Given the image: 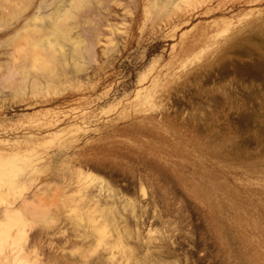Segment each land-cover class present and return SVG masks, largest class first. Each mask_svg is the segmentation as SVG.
Instances as JSON below:
<instances>
[{"label":"rangeland","instance_id":"rangeland-1","mask_svg":"<svg viewBox=\"0 0 264 264\" xmlns=\"http://www.w3.org/2000/svg\"><path fill=\"white\" fill-rule=\"evenodd\" d=\"M81 2L0 0V264H264V0Z\"/></svg>","mask_w":264,"mask_h":264},{"label":"bare ground","instance_id":"bare-ground-1","mask_svg":"<svg viewBox=\"0 0 264 264\" xmlns=\"http://www.w3.org/2000/svg\"><path fill=\"white\" fill-rule=\"evenodd\" d=\"M73 1H75L74 6H75V4H76V6H79L80 3H83V2H81V1H84V0H73ZM78 3H79V4H78ZM76 6H75V7H76ZM64 13H65V12H64ZM62 15L65 16L66 13H65V14H62ZM106 15H107V14H106ZM106 15H105V16H106ZM56 17H58V16H56ZM56 17L54 18V20H52L53 18L51 19V24H53L54 26H53V25H50V29L54 27L53 29H51V31L53 30L54 33H55V29H58V28L56 27L57 25L55 26V24L57 23L56 20L58 19V18L56 19ZM107 17H108V18H107ZM107 17H105L106 19H104V18H102V19H104V21H105V20L107 21V19H110L109 16H107ZM98 21H99V20H98ZM102 21H103V20H102ZM104 21H103V24H106V23H104ZM106 21H105V22H106ZM53 22H55V24H54ZM100 23H101V21H100ZM100 23L97 22L98 25H100ZM115 25H116V24H115ZM115 25H114V26H115ZM51 26H53V27H51ZM96 26H97V25H96ZM100 26H101V25H100ZM102 26H104V25H102ZM102 26H101V27H102ZM94 27H95V26H94ZM102 28H109V23H108V26H107V27L104 26V27H102ZM102 28H101V29H102ZM112 28H113V27H112ZM91 29H93V27H92ZM99 29H100V28H99ZM109 29L111 30V28H109ZM102 30H103V29H102ZM102 30H100L101 33L103 32ZM112 30H113V29H112ZM89 31H93V32H95L96 30L94 31V30H90V29H89ZM100 31H99V32H100ZM112 32H113V31H112ZM52 33H53V32H52ZM52 33H51V34H52ZM54 33H53V35H54ZM56 33H57V32H56ZM96 33H98V31H96ZM96 33H95V36H94L92 33H91V35H93V36L95 37V39L98 40V37L96 36V35H97ZM64 34H65V33H63V36H64ZM103 34H104V32H103ZM47 35H48V34H47ZM55 35H56V34H55ZM55 35H54V37H55V39H56V36H55ZM86 35L89 36V37L91 36V35H89L88 33H87ZM17 36H18V35H17ZM49 36H50V35H49ZM99 36H101V35H99ZM46 37H48V36H46ZM96 37H97V38H96ZM18 38H19V40H20V37H18ZM86 38H87V39H86ZM86 38H85V40H86L87 46L90 47V43H91L92 47H91V49H90L89 51H86V50H88V48H87V46H86L87 49H85V50H83V51L91 52V51L93 50L92 48H95L94 45H96V44L93 45V44H92V39H88V37H86ZM52 39H53V38L50 39V38L48 37V40H49V41H51ZM93 39H94V38H93ZM13 40H14V39H13ZM46 40H47V39L45 38V39H44V42H46ZM48 40H47V42H49ZM88 40H90L91 42L88 41ZM15 41H16V39H15ZM13 43H15V42H12V45H13ZM49 43H51V42H49ZM49 43H48V45H49ZM88 43H89V44H88ZM45 44H46V43H45ZM48 45H46V46H48ZM19 46H20V45H19ZM13 47H14V45H13ZM49 47H52V44H51V46L49 45ZM49 49H51V48H49ZM21 50H22V49H19L18 46H15V48L13 49V52H12V53H15V55H16V54H18V52L21 51ZM79 50H80V49H79ZM74 51H75V50H74ZM75 52H76V51H75ZM92 52H93V51H92ZM12 53H11L10 55H12ZM76 53H78V50H77ZM84 53H85V52H84ZM19 55H20V54H19ZM20 57H21V56H20ZM33 57H34V56H33ZM51 57H52V56L49 57L50 60H51ZM52 58H53V57H52ZM49 59H48V60H49ZM23 60H25V59H23ZM36 60H37V59H36ZM52 60H53V59H52ZM24 62H25V61H24Z\"/></svg>","mask_w":264,"mask_h":264}]
</instances>
